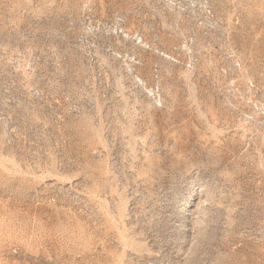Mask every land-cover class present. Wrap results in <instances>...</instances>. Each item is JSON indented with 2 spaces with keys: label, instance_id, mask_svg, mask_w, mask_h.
<instances>
[{
  "label": "rangeland",
  "instance_id": "rangeland-1",
  "mask_svg": "<svg viewBox=\"0 0 264 264\" xmlns=\"http://www.w3.org/2000/svg\"><path fill=\"white\" fill-rule=\"evenodd\" d=\"M0 264H264V0H0Z\"/></svg>",
  "mask_w": 264,
  "mask_h": 264
}]
</instances>
